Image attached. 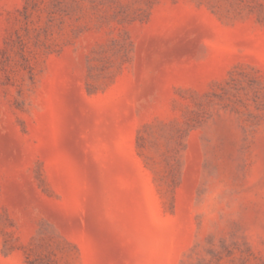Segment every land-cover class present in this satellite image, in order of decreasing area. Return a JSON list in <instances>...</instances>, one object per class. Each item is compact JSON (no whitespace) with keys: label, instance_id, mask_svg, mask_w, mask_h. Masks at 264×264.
I'll return each mask as SVG.
<instances>
[{"label":"rangeland","instance_id":"1","mask_svg":"<svg viewBox=\"0 0 264 264\" xmlns=\"http://www.w3.org/2000/svg\"><path fill=\"white\" fill-rule=\"evenodd\" d=\"M0 264H264V0H0Z\"/></svg>","mask_w":264,"mask_h":264},{"label":"clouds","instance_id":"2","mask_svg":"<svg viewBox=\"0 0 264 264\" xmlns=\"http://www.w3.org/2000/svg\"><path fill=\"white\" fill-rule=\"evenodd\" d=\"M229 193V186L219 179L202 181L191 206L202 227L212 230L234 215L236 202Z\"/></svg>","mask_w":264,"mask_h":264}]
</instances>
